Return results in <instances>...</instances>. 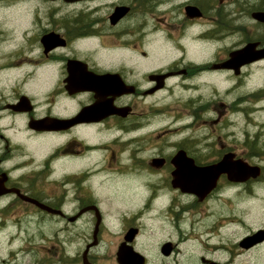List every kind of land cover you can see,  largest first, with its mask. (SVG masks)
<instances>
[{
  "label": "flooded vegetation",
  "instance_id": "af4514ba",
  "mask_svg": "<svg viewBox=\"0 0 264 264\" xmlns=\"http://www.w3.org/2000/svg\"><path fill=\"white\" fill-rule=\"evenodd\" d=\"M16 1L0 0V264H234L217 207L254 200L264 165L203 197L174 181L264 157V58L228 62L264 48V0ZM254 232L233 248L261 264L264 232L240 246Z\"/></svg>",
  "mask_w": 264,
  "mask_h": 264
},
{
  "label": "water",
  "instance_id": "95a60500",
  "mask_svg": "<svg viewBox=\"0 0 264 264\" xmlns=\"http://www.w3.org/2000/svg\"><path fill=\"white\" fill-rule=\"evenodd\" d=\"M73 2L76 0H66ZM254 17L259 21H264V11L253 13ZM51 37L45 38L48 41ZM257 43H249L244 48L237 50L231 54V58L228 61L230 64L241 66L244 63L256 61L258 59L264 58V48L256 50ZM180 167H183L181 165ZM261 168L259 166L249 165L247 162L241 159H234L232 155H226L223 159L211 166L198 167L197 172L192 171L190 174V180L184 179L185 174L179 172L175 176L174 183L176 185L187 187L188 190L198 194V196L203 197L211 187L216 184L218 177L221 174H226L228 179L234 182H243L248 180L250 177H257L260 175ZM189 187V188H188ZM264 229H259L253 235L245 237L240 245L243 247H250L258 241L262 240ZM118 262L123 264L125 260L128 262H136L137 264H145L144 257L138 253H125L120 251L118 253Z\"/></svg>",
  "mask_w": 264,
  "mask_h": 264
},
{
  "label": "rangeland",
  "instance_id": "374dc122",
  "mask_svg": "<svg viewBox=\"0 0 264 264\" xmlns=\"http://www.w3.org/2000/svg\"><path fill=\"white\" fill-rule=\"evenodd\" d=\"M16 1V0H15ZM17 2V1H16ZM15 2V5H17ZM40 4V6H54V3H43ZM34 4V3H33ZM35 6V5H31ZM23 7V6H22ZM18 11H15L14 13H17ZM1 16V15H0ZM264 80V68L263 69H257L254 68L253 77L251 80V84L260 85L263 83ZM264 103V102H262ZM255 123L257 122H264V110H259L255 112L254 115ZM239 123L241 125V117H239ZM253 129H257L256 125L253 127ZM249 161L252 164H260L264 165V157H256L251 158ZM253 192L258 193V198L251 200L243 196V191H239L238 194V202L236 205L231 204H222L221 207H217L218 214L217 219L222 220V227L220 228L221 233L220 236H216L213 240L218 243L225 244L226 246L232 247V254L234 256V252H238V255L236 257V261L234 264H256L254 257L257 254L256 251L254 252H247L244 254H241L239 251H235L233 248V242L239 240L241 237H243L245 234H247L250 230H256L258 228L264 227V200L262 195L264 194V188L262 187V184L251 186ZM258 188V189H257ZM246 191V194H249ZM226 216H229L226 218ZM150 237L149 240L155 241L157 237H154L149 233ZM261 257L259 262L261 264H264V250L261 252ZM229 254L226 252L222 253H216L217 258H225ZM113 256V255H112ZM114 263V261H111Z\"/></svg>",
  "mask_w": 264,
  "mask_h": 264
}]
</instances>
